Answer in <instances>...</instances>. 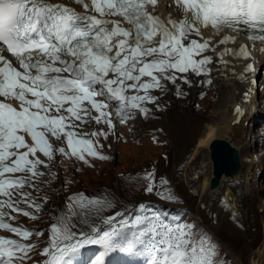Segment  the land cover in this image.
<instances>
[{
    "label": "snow or ice",
    "instance_id": "1",
    "mask_svg": "<svg viewBox=\"0 0 264 264\" xmlns=\"http://www.w3.org/2000/svg\"><path fill=\"white\" fill-rule=\"evenodd\" d=\"M74 3L84 12L52 0H0V229L22 240L34 233L5 217L15 219L12 213H20L36 219L20 204L41 209L31 193L23 191L25 185L36 188L31 181L43 175L39 166L45 162L38 152L49 160L57 151L85 162V154L108 159L92 140L83 138L87 134L76 129L89 120L113 129V112L108 110L112 102L121 124L132 118L133 110L147 115L144 104L156 100L149 90L163 89L162 80L175 83L180 78L189 83L187 76L176 73H210L212 58H196L210 48V39L184 42L193 33L200 36L201 29L216 35L225 30L238 33L243 26L248 39L264 41V0H174L182 13L179 20L154 14L158 0ZM236 38L225 35L218 43L226 45ZM5 51L13 59L6 58ZM229 54L251 56L246 45L226 47L219 53L222 63L227 64L223 57ZM255 71L253 63L244 69L245 73ZM129 89L135 94L129 95ZM93 111L98 115H92ZM235 111L244 114L238 106ZM92 135L107 137L103 131ZM49 137L65 139L70 151L54 148ZM145 179L149 181L145 191L152 193L154 174L147 173ZM69 200V214L54 217L56 222L50 225L42 264H76L89 245H98L102 251L86 264H105L104 257L115 251L147 254L146 264H216L215 245L205 235L197 237L195 225H169L159 213L149 215L142 203L141 214L130 217L117 212L105 218L103 223L110 226L105 230L89 224V219L106 201L83 193ZM76 206L81 209L79 214L74 211ZM77 215L89 231L73 230L71 217ZM34 247L0 236V264L28 258Z\"/></svg>",
    "mask_w": 264,
    "mask_h": 264
},
{
    "label": "rangeland",
    "instance_id": "2",
    "mask_svg": "<svg viewBox=\"0 0 264 264\" xmlns=\"http://www.w3.org/2000/svg\"><path fill=\"white\" fill-rule=\"evenodd\" d=\"M181 74L186 76V73ZM210 80L211 84L207 86L202 84L199 87L195 85L193 77L189 83H180L178 80L179 86L188 88L185 93L187 97H191L190 101L187 98L180 99L183 100L182 105L188 107L187 112L193 115V120H200L202 131L208 123L207 116L216 109L220 98L219 93L206 90L212 86L213 89L224 90V87L215 85L214 78L211 77ZM263 80L264 70L258 76L261 87L256 100L258 104L263 101V105L260 106H264ZM164 81H161L163 89L149 90L156 100L154 103L144 104V107L149 109L147 115L133 110L131 118L133 120L129 119L124 125L115 116V107L112 109L109 105L108 110L113 112L112 119H117V125L115 124L113 129H109L104 123L97 124L93 120L76 129L80 134H87L83 138L92 140L97 151L108 159L85 154L87 160L85 162L76 156L64 155L57 151L49 160L42 153H37L45 162L39 166V171L43 175L31 181L36 188L25 185L23 191L30 192L37 203L41 204V209L36 211L28 204L21 203L20 207L34 213L36 219L20 213H12L15 219L5 217L14 226L29 229L34 234L28 240H22L14 233L0 229V236L35 245L28 258L15 260L14 264H42L45 257L41 255V251L48 244L50 225L56 222L54 217L68 215L67 205L71 203L69 198L80 193L90 199L97 198L107 202L98 213H92L89 219V224L101 229L106 230L110 227L104 224L103 220L117 212L130 217L141 214L139 205L143 203L149 215L155 211L159 213L160 219L169 225H195L197 237L205 235L215 245L216 264H264V253L261 256L264 250V113H259L257 123L254 124L253 121L248 123V131H252V136H247L250 145L248 151L238 147L243 157L255 161L250 174H245L247 170L243 174L242 165L239 179L227 177L219 189L210 191L208 186L204 188L205 179L211 176L212 169L209 149H205L198 156L193 154L199 139L198 130L188 131L190 135L188 134L189 137L186 139L191 149L187 153L178 151L171 141V134L167 130L170 121L165 115L169 114L173 107L180 110L182 105L173 104V101L176 102L178 99L174 94V83ZM196 88L206 89L202 95L196 96L194 91ZM128 93L135 94L131 89ZM179 97L182 98L180 95ZM262 109L261 112H264V107ZM76 123L79 124L78 121ZM124 128H128L127 136H122ZM100 131L106 132L107 137L92 135ZM49 139L54 148L64 147L66 151H70L67 149L65 139L56 140L53 137ZM161 145L165 150H162ZM147 173L154 174L152 193L145 191L149 183L145 179ZM162 180L167 183L162 184ZM226 190H232L235 207L229 202ZM168 194L174 198H163ZM74 211L79 214L81 209L76 206ZM71 223L75 226L74 231H89L80 215L71 217ZM37 232H42L43 235H36ZM101 251L98 245L86 246L77 260L83 254H87L85 256L87 259L83 263L86 264ZM147 260V254L132 255L120 251L108 253L104 257L105 264H146Z\"/></svg>",
    "mask_w": 264,
    "mask_h": 264
},
{
    "label": "bare ground",
    "instance_id": "3",
    "mask_svg": "<svg viewBox=\"0 0 264 264\" xmlns=\"http://www.w3.org/2000/svg\"><path fill=\"white\" fill-rule=\"evenodd\" d=\"M63 1H67V0H63ZM170 1L171 0H163L159 9L163 10L164 12L165 11H172L175 15H179L180 10L177 7H175V6L169 7L168 6V3H170ZM76 6L81 10L83 9V7L81 5H76ZM193 34H191L188 37V40H185L184 42L188 43L189 40L195 39V38H193ZM207 36H208V34H204L203 36H200L201 39H197V40L200 42H203V40L206 39ZM219 38H220L219 35L210 36V38H209L211 41L210 48L205 50V52H203L201 54V56L196 57L197 59L201 58L202 56L211 57L212 58L211 63L208 65V67L211 69V72L208 74H201V75H196L195 73H193L191 71L186 73L188 81H190V79H192V77H193V80H194L195 85L197 87L202 86V84L207 86L208 85L207 80L211 79V77H212V79L213 78L215 79V85L217 87H219V86L224 87V90H222V91H225V92L219 91L220 89L219 90L216 88L213 89V86L206 90V91L213 90L216 93H219L220 98H219V101L217 103L216 109L213 110L209 116H207L208 123L205 125V129H203V131L200 129V126H201L200 120H196V121L193 120V115H191V113L187 112L188 107L186 108L184 105H182L183 100L182 101L180 100L183 98H187V99H189V101L191 100V97H189V96L187 97V94H185L187 92L186 90H188V88L185 87V89H184V87H182L181 85L180 86L178 85V80L180 83H182V82H184L183 79L178 78L173 85L174 86V92H175L174 94H176L178 96V99H176V102L173 101V104L174 105L180 104V105H182V107L180 108V110L176 109V107H173V109L170 110V113L165 115V116L170 121V125L167 126V130L171 134V141H172V143L175 144L174 145L175 148L178 151H180L181 153H187L191 149L190 143H188L186 138H187V136L189 137L190 132H196L197 130H198L197 132H199L198 133L199 139H198L197 146L195 145L196 148H195L194 153H193L194 156H198L205 149L206 150L209 149V152H210V143L215 138L227 139L237 148L240 146L243 148V150L248 151V149L250 148L249 147L250 145L247 141L248 140L247 136L248 135L252 136V133H251L252 131L251 132L248 131V127H247L248 123L251 121H253L254 124L257 123V120H259V118H260L259 113L260 114L264 113V112H261L263 110L262 108L264 106H260V105H263V103H262L263 101L261 103L259 102V104H258L257 100H256L257 98L255 97V95H253V97H251L249 99H247L246 97H243V93L246 90L247 85H248L247 84L248 78L246 75L250 74V73L244 72V69L247 65L248 60L240 58L238 55H232L231 59L227 62V64L222 63L220 56H219V53H220V48H222L223 46L218 44ZM215 44H217V45L215 46ZM258 56H259V60L257 62V73L262 74V71L264 70V69H262V68H264V53L261 52L258 54ZM241 73H244L243 77H241V75H240ZM176 75H177V77L184 76L181 73H176ZM195 76H196V79H195ZM144 79L147 80L149 78L145 77ZM263 83H264V80H263ZM177 86L179 87V94H177ZM205 89L206 88L194 89V91L196 92L195 93L196 96L202 95L203 91ZM150 90H152V89H150ZM150 94L152 96H154L152 93H150ZM179 95L182 96V98H180ZM170 96H171V94H170ZM174 99H175V97H174ZM158 100H160V99H158ZM237 106L243 110L244 114L242 116L238 115L236 113L235 109ZM259 108H261V109H259ZM92 115H98V113L93 111ZM113 120H114V124H116L117 119L115 118ZM131 120H133V119H131ZM143 128H145V127H143ZM127 129L128 128L122 129L123 133H124L122 136H127V134H128V133H126L128 131ZM148 130H149V128H148ZM188 131H190V132H188ZM164 136H165V134H164ZM192 137H194V135ZM26 139H28L29 143H31L30 138L26 137ZM167 140H168V137H167ZM194 140L195 139H193V141ZM162 148H163L162 150H165L163 146H162ZM238 149L240 151V148H238ZM241 153H242V151H240V160H241L240 171L233 176H223L221 179L220 185L222 184L223 180L224 181L226 180L225 178H227V177L239 179L241 174H242L241 173L242 165H243V174L245 173L246 170H247V172L245 174L246 175L250 174L252 165L254 164L255 161L252 159L248 160V157H243V155ZM177 166H179V165H176V167ZM210 166L212 168L211 169V176L208 179H205L204 188L206 186H208V189L210 191H216L217 189L220 188V185L216 188H213V189L210 188V181H211V178L213 176V165H210ZM231 191L226 190L227 197H228V200L231 203V205L235 207V197L233 195V192H231ZM263 253H264V250L262 251L261 256L263 255Z\"/></svg>",
    "mask_w": 264,
    "mask_h": 264
},
{
    "label": "water",
    "instance_id": "4",
    "mask_svg": "<svg viewBox=\"0 0 264 264\" xmlns=\"http://www.w3.org/2000/svg\"><path fill=\"white\" fill-rule=\"evenodd\" d=\"M210 158L213 165L211 189L220 185L223 176H233L240 171V151L227 139L215 138L210 143Z\"/></svg>",
    "mask_w": 264,
    "mask_h": 264
}]
</instances>
